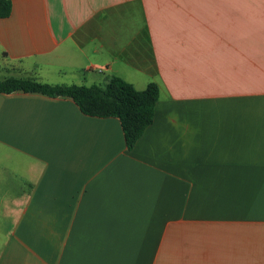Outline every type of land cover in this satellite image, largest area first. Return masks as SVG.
I'll return each instance as SVG.
<instances>
[{"label":"crops","instance_id":"obj_1","mask_svg":"<svg viewBox=\"0 0 264 264\" xmlns=\"http://www.w3.org/2000/svg\"><path fill=\"white\" fill-rule=\"evenodd\" d=\"M0 80L158 88L116 118L0 93V264H264V0H10Z\"/></svg>","mask_w":264,"mask_h":264},{"label":"trees","instance_id":"obj_2","mask_svg":"<svg viewBox=\"0 0 264 264\" xmlns=\"http://www.w3.org/2000/svg\"><path fill=\"white\" fill-rule=\"evenodd\" d=\"M11 14V1L0 0V19ZM37 93L50 98H69L88 117L119 120L125 146L132 150L147 127L153 123L158 88L149 84L137 91L120 78L111 77L104 85H47L31 79L0 80V93Z\"/></svg>","mask_w":264,"mask_h":264}]
</instances>
